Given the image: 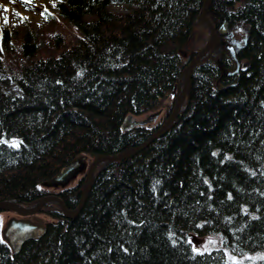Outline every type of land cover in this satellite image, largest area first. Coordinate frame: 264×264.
<instances>
[{
    "label": "trees",
    "instance_id": "1",
    "mask_svg": "<svg viewBox=\"0 0 264 264\" xmlns=\"http://www.w3.org/2000/svg\"><path fill=\"white\" fill-rule=\"evenodd\" d=\"M201 1L56 0L47 26L2 24L0 75L19 94L0 90V201L53 194L60 167L156 129L165 118L120 125L159 110L180 85L198 50ZM205 13L240 42L237 72L226 50L205 56L173 125L96 169L72 219L44 207L43 235L16 253L0 237V264H264L225 256L264 255V0H211ZM82 181L55 191L67 208ZM189 234L218 236L221 248L195 252Z\"/></svg>",
    "mask_w": 264,
    "mask_h": 264
},
{
    "label": "water",
    "instance_id": "2",
    "mask_svg": "<svg viewBox=\"0 0 264 264\" xmlns=\"http://www.w3.org/2000/svg\"><path fill=\"white\" fill-rule=\"evenodd\" d=\"M210 1L211 0L201 1V5L196 17L198 30H201L203 27L207 29V39L184 66L179 81V84H181V88L172 103L168 115L161 122V124L156 129H154L141 143L132 148L125 149L115 154L98 155L92 158L87 165L83 162V159H76L69 162L68 164H65L64 166L60 167L57 173L51 178V181L47 183L48 187L64 188V185L68 182L69 179L75 178L77 174H80L81 171H84L83 181L79 191V197L73 209L67 208L63 201L56 195L55 191H53V194L51 193L40 197L33 202L35 203V205L31 207H28V205L16 204L7 200L0 201V212L10 211L18 216V218L9 219L6 227L1 233V238L7 243L12 253L18 252L24 242L30 239L41 237L45 231V225H42L37 221H31L30 219H28V217H34L35 214L43 210V207L46 204H48L49 202H54L57 204L59 213L64 218L72 219L77 214L86 198L96 169H98L102 164L122 160L132 156L133 154L146 147L151 141L161 136L168 128L173 125L179 112L183 110V107L188 99L191 70L200 60L205 57L206 54H208L209 51H211L210 53L212 56H217L220 53V50L226 46L230 53L231 59H233L236 63V69L238 68L239 63L235 59L234 50L225 44L224 40L215 31L212 23L206 16L205 12ZM231 35L232 33L229 32L224 36V38L229 39ZM233 72L234 71H231L229 72V74ZM178 86H174L172 88V90L170 91V95L174 93ZM159 112V110L152 112L143 120H134L131 115H127L123 119L120 128L121 130L125 131L133 126L143 125L147 123L150 118L156 117Z\"/></svg>",
    "mask_w": 264,
    "mask_h": 264
},
{
    "label": "rangeland",
    "instance_id": "3",
    "mask_svg": "<svg viewBox=\"0 0 264 264\" xmlns=\"http://www.w3.org/2000/svg\"><path fill=\"white\" fill-rule=\"evenodd\" d=\"M56 0H0V26L3 24L5 28L11 29L14 26L24 25L30 27H40V26H47L51 22V18L55 17L56 13L54 10V3ZM110 8L115 11H122L124 10L123 4H111ZM51 17V18H50ZM52 18V20H53ZM56 21V20H55ZM198 24V23H197ZM200 38H197L195 41L194 46L199 49L207 39L208 32L205 27L199 30ZM240 44L239 41L234 40V46H238ZM216 50V49H215ZM211 51L208 52V54ZM206 54L205 56H207ZM0 90L5 94H19V89L15 85L14 82L6 79L4 76L0 75ZM179 92V86L176 88L172 95H169L162 104V107L159 109V114L156 117H152L149 119L147 123L144 125L147 127L154 126L157 124L161 119L165 118L170 111V106ZM150 113L142 114L139 116L132 117L134 120H143L145 119ZM91 159L90 158H83V162L87 165ZM81 171L80 174L73 179H69L68 182L64 185V187L72 186L77 183L78 179L82 177ZM49 191L53 192L59 187L52 188L49 187ZM35 203L29 204L28 207L34 206ZM51 206L53 208H57V204L54 202H49L44 207ZM43 207V209H44ZM17 218V215L10 211H1L0 212V237L3 229L6 227V224L9 219ZM31 221H37L42 225H45L46 222L50 221V218L45 215L42 211L35 214L34 217H28ZM188 240L191 244L192 249H195V252H202V251H210L214 249L221 248L220 239L218 236H211V235H194L189 234ZM226 259L231 262H237L242 260H254L260 257H264L263 254L254 253L248 254L244 256H234L228 252H225Z\"/></svg>",
    "mask_w": 264,
    "mask_h": 264
},
{
    "label": "bare ground",
    "instance_id": "4",
    "mask_svg": "<svg viewBox=\"0 0 264 264\" xmlns=\"http://www.w3.org/2000/svg\"><path fill=\"white\" fill-rule=\"evenodd\" d=\"M219 34V33H218ZM219 36L224 40V42H225V44L228 46V47H231L233 50H234V56H235V51H236V49L239 47V45L236 47V46H234V40H236V39H234L233 38V36L231 35L230 36V38L229 39H225L224 38V36H221L220 34H219ZM223 50H226L228 53H229V51H228V49L226 48V46L225 47H223L221 50H220V52H222ZM229 55H230V53H229ZM233 60V59H232ZM201 61V60H200ZM199 61V62H200ZM234 61V60H233ZM234 63H235V61H234ZM232 69V68H231ZM237 70H238V68L236 69V63H235V65H234V69L232 70V71H234L233 73H235V72H237ZM232 74V73H231ZM180 88H181V84L179 85V90H180ZM2 141V140H1ZM83 173H82V177H83ZM81 177V178H82ZM81 178H79V179H81Z\"/></svg>",
    "mask_w": 264,
    "mask_h": 264
},
{
    "label": "flooded vegetation",
    "instance_id": "5",
    "mask_svg": "<svg viewBox=\"0 0 264 264\" xmlns=\"http://www.w3.org/2000/svg\"><path fill=\"white\" fill-rule=\"evenodd\" d=\"M221 33V32H220ZM222 34V36H224V35H227V34H224V33H221ZM17 218H18V216H17Z\"/></svg>",
    "mask_w": 264,
    "mask_h": 264
},
{
    "label": "snow or ice",
    "instance_id": "6",
    "mask_svg": "<svg viewBox=\"0 0 264 264\" xmlns=\"http://www.w3.org/2000/svg\"><path fill=\"white\" fill-rule=\"evenodd\" d=\"M13 146H15V144ZM194 251H195V249H194Z\"/></svg>",
    "mask_w": 264,
    "mask_h": 264
}]
</instances>
